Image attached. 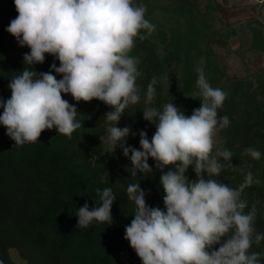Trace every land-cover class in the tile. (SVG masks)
I'll list each match as a JSON object with an SVG mask.
<instances>
[{"label": "clouds", "instance_id": "1", "mask_svg": "<svg viewBox=\"0 0 264 264\" xmlns=\"http://www.w3.org/2000/svg\"><path fill=\"white\" fill-rule=\"evenodd\" d=\"M14 5L18 15L6 31L19 46L30 49L23 61L31 66L10 80V98H0V125L15 146L36 143L46 130L55 129L71 138L81 122L76 120V106L64 95H71L77 103L103 102L112 110L104 115L108 127L106 135L100 136L101 144L112 152L122 149L130 159L131 176L152 173L150 158L162 173L164 210L147 204L140 183L127 187L135 210L125 226L124 239L142 264H259L261 254L249 253L255 204L245 214L247 202L241 194L260 181L251 171L237 189L205 178V174L219 176L225 167L211 153L217 131L230 121L217 115L227 93L209 84L202 66L196 68V86L203 99L190 116L171 102L162 110L146 107L143 118L155 125V132L149 139L145 131H139V149L127 145L129 135H135L131 128L117 126L125 109L141 98L136 83L142 75L140 60L130 53L137 38L145 40L154 31L145 18L147 7L133 0H14ZM144 30L148 35L141 34ZM46 55L58 60L59 66L53 63L49 72H37L33 65L43 64ZM156 82L153 77L148 85L146 104L154 98ZM244 153L254 160L261 158L255 148H246ZM218 155L233 167L230 150ZM166 167L174 170L164 171ZM190 167L194 180L186 175ZM96 191L100 206L90 208L86 202L77 209V227L88 228L94 221L112 223L116 196L110 187ZM261 240L264 234H257L255 242Z\"/></svg>", "mask_w": 264, "mask_h": 264}, {"label": "trees", "instance_id": "2", "mask_svg": "<svg viewBox=\"0 0 264 264\" xmlns=\"http://www.w3.org/2000/svg\"><path fill=\"white\" fill-rule=\"evenodd\" d=\"M17 15L14 0H0V98L4 100L11 96L10 80L21 74L24 67L31 68L23 61L24 54L30 49L19 46L15 37L6 31ZM193 17L197 20L198 15L193 13ZM146 19L151 23L150 18ZM197 27L198 23L193 29ZM159 31L164 36L162 26ZM206 31L199 27L194 36L203 38ZM141 34L148 35L146 30ZM260 37L262 32L254 30L255 43ZM172 46L168 44L166 54L162 55L152 32L145 40L136 39L133 50L142 55L138 65L142 73L139 76L141 98L136 105L125 109L117 126L131 128L135 135H129L127 145L137 149L139 131H145L149 139L155 132V125L143 118L146 107L162 110L164 104L171 102L190 116L201 106L203 98L196 86L197 73L185 68L179 77L173 72V63L180 57L179 50H172ZM199 50H202L201 46ZM53 63L59 66L58 60L46 55L45 62L35 64L33 68L37 72H49ZM166 74L169 76L165 83ZM153 77L157 81L155 95L151 104H146L148 85ZM60 78L57 75V79ZM208 82L213 88L227 93L217 115L218 118L227 116L230 121L221 130L225 136L223 150L232 152L233 167L212 151L211 155L225 167L219 176L205 174V178L237 189L244 182L246 173L251 171L254 179L260 181L245 187L241 200L247 202L245 214L255 204V231L249 253H260L259 264H264V240L255 242L257 234H264V67L250 77L234 78L228 85L217 84L215 80ZM64 99L76 106V120L81 122V127L71 138L53 129L44 131L36 143L15 146L6 135L5 127L0 125V261L17 264L9 253L14 247L28 264H142L124 239L125 226L130 224L135 210L134 202L128 199L127 187L140 183L147 204L164 210V192L160 185L162 173L155 169V162L150 158L148 163L154 169L152 173L131 176V162L122 149L117 147L112 152L101 144L100 136L106 135L108 127L104 115L112 110L110 107L98 100L77 103L71 95H64ZM2 112L0 108V114ZM246 148L260 151L261 158L254 160L244 153ZM169 170L174 169H164ZM186 175L190 180L196 179L191 167ZM106 187H110L116 196L111 209L112 223L94 221L88 228L77 227V209L86 202L90 208L100 206L96 190Z\"/></svg>", "mask_w": 264, "mask_h": 264}, {"label": "rangeland", "instance_id": "3", "mask_svg": "<svg viewBox=\"0 0 264 264\" xmlns=\"http://www.w3.org/2000/svg\"><path fill=\"white\" fill-rule=\"evenodd\" d=\"M133 2L147 7L145 18H150L154 25L152 33L161 54H166L168 44H173L172 50H179L180 59L173 63V72L179 77L185 68L195 72L197 66H202L207 80L228 85L232 79L250 77L264 67V0ZM193 13L198 15L197 20L193 19ZM197 23L201 29L207 30L203 33V38L194 36L199 28L193 29ZM161 26L164 36L159 31ZM254 30L262 32V37L258 38L256 43ZM199 46L202 50H199ZM187 53L190 55L187 56ZM130 55L138 57L139 60L142 57L141 54H135L134 50ZM202 59L204 63L201 65ZM167 76L169 75L164 77L165 83ZM139 80L138 77L136 83L140 92ZM214 140L213 151L218 157V152L223 150L225 143L221 129L217 131ZM9 253L17 264H28L16 248H10Z\"/></svg>", "mask_w": 264, "mask_h": 264}]
</instances>
